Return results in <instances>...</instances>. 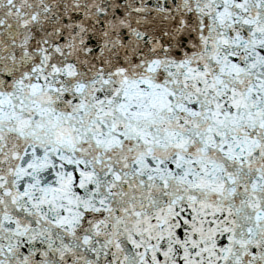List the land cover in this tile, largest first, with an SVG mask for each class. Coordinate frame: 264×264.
I'll return each instance as SVG.
<instances>
[{
    "label": "snow or ice",
    "instance_id": "snow-or-ice-1",
    "mask_svg": "<svg viewBox=\"0 0 264 264\" xmlns=\"http://www.w3.org/2000/svg\"><path fill=\"white\" fill-rule=\"evenodd\" d=\"M0 264H264V0H0Z\"/></svg>",
    "mask_w": 264,
    "mask_h": 264
}]
</instances>
